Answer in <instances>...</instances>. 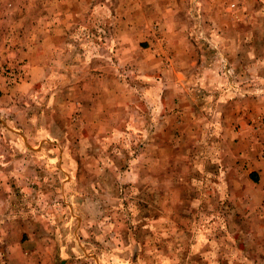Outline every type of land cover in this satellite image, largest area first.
I'll use <instances>...</instances> for the list:
<instances>
[{"label":"rangeland","instance_id":"1","mask_svg":"<svg viewBox=\"0 0 264 264\" xmlns=\"http://www.w3.org/2000/svg\"><path fill=\"white\" fill-rule=\"evenodd\" d=\"M0 264H264V0H3Z\"/></svg>","mask_w":264,"mask_h":264},{"label":"crops","instance_id":"2","mask_svg":"<svg viewBox=\"0 0 264 264\" xmlns=\"http://www.w3.org/2000/svg\"><path fill=\"white\" fill-rule=\"evenodd\" d=\"M3 3V0H0V5Z\"/></svg>","mask_w":264,"mask_h":264}]
</instances>
